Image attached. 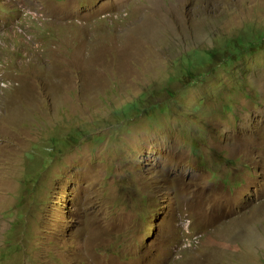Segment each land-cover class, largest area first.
Here are the masks:
<instances>
[{"label": "rangeland", "instance_id": "rangeland-1", "mask_svg": "<svg viewBox=\"0 0 264 264\" xmlns=\"http://www.w3.org/2000/svg\"><path fill=\"white\" fill-rule=\"evenodd\" d=\"M0 19V264H264V0Z\"/></svg>", "mask_w": 264, "mask_h": 264}, {"label": "trees", "instance_id": "trees-1", "mask_svg": "<svg viewBox=\"0 0 264 264\" xmlns=\"http://www.w3.org/2000/svg\"><path fill=\"white\" fill-rule=\"evenodd\" d=\"M205 69H208L207 67Z\"/></svg>", "mask_w": 264, "mask_h": 264}, {"label": "bare ground", "instance_id": "bare-ground-1", "mask_svg": "<svg viewBox=\"0 0 264 264\" xmlns=\"http://www.w3.org/2000/svg\"><path fill=\"white\" fill-rule=\"evenodd\" d=\"M1 20V19H0ZM4 24V23H3ZM7 24V23H6Z\"/></svg>", "mask_w": 264, "mask_h": 264}]
</instances>
